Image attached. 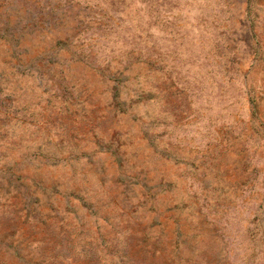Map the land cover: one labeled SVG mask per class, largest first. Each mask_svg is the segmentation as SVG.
<instances>
[{
    "label": "rangeland",
    "instance_id": "obj_1",
    "mask_svg": "<svg viewBox=\"0 0 264 264\" xmlns=\"http://www.w3.org/2000/svg\"><path fill=\"white\" fill-rule=\"evenodd\" d=\"M0 264H264V0H0Z\"/></svg>",
    "mask_w": 264,
    "mask_h": 264
}]
</instances>
